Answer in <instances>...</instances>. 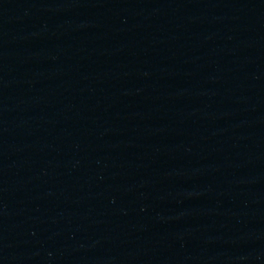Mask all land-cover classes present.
<instances>
[{
  "label": "water",
  "instance_id": "water-1",
  "mask_svg": "<svg viewBox=\"0 0 264 264\" xmlns=\"http://www.w3.org/2000/svg\"><path fill=\"white\" fill-rule=\"evenodd\" d=\"M0 264H264V0H0Z\"/></svg>",
  "mask_w": 264,
  "mask_h": 264
}]
</instances>
